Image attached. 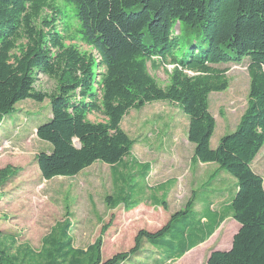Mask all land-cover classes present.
<instances>
[{
  "label": "trees",
  "instance_id": "obj_1",
  "mask_svg": "<svg viewBox=\"0 0 264 264\" xmlns=\"http://www.w3.org/2000/svg\"><path fill=\"white\" fill-rule=\"evenodd\" d=\"M53 1L0 0V124L20 101L48 100L50 118L35 132L51 146L49 153L35 158L42 179L75 177L99 162L111 168L113 185H122L117 184L116 197H106V202L112 208H136L139 201L130 200L125 186L130 171L125 159L133 141L120 124L129 111L147 104L174 105L188 121L191 163L216 164L217 172H226L236 182L228 215L238 229L230 248L211 252L206 264H264V187L251 168L264 145V0H58L73 10L80 39L94 56L63 45L55 25L63 15ZM44 10L54 15L44 18L39 30L36 22ZM244 59L249 78L246 108L235 130L211 149L215 121L208 98L228 87L226 71L214 66ZM147 64L152 70L171 67L166 86L156 83ZM40 75L54 82L52 92L35 90ZM90 114L105 121L92 123L87 120ZM142 166L146 178L148 167ZM9 173V168L0 170V184ZM193 200L191 194L186 208L166 225L155 232L139 231L128 252L105 261L100 239L85 250L74 249L69 237L62 243L50 240L52 231L40 251L33 252L16 248V240L4 239L0 232V264H28V254L43 256L39 264H123L140 253L144 243L164 249L163 254L155 249L156 262L170 263L206 242L224 221L215 219L196 242L174 250L167 235L178 216H187ZM207 224L202 216L199 225ZM67 225L63 233L69 232Z\"/></svg>",
  "mask_w": 264,
  "mask_h": 264
},
{
  "label": "rangeland",
  "instance_id": "obj_2",
  "mask_svg": "<svg viewBox=\"0 0 264 264\" xmlns=\"http://www.w3.org/2000/svg\"><path fill=\"white\" fill-rule=\"evenodd\" d=\"M51 5L63 15L55 23L65 39L63 45L94 56V51L80 39L79 22L71 7L66 8L58 0ZM53 15L50 10H44L36 28L43 29V19L50 20ZM247 66V59L240 64L214 66L226 71L228 87L223 92L211 93L208 98L209 112L215 121L211 149L216 148L221 137L235 130L243 115L249 88ZM147 70L160 87L167 85L166 71L170 72L171 67L166 71L152 70L147 64ZM54 86L52 80L40 75L35 90L50 93ZM49 118L47 99L42 103L26 99L18 102L0 124V170H10L7 180L0 184V232L4 239L14 238L16 248L39 252L43 238L55 231L50 240L62 243L69 237L74 249L85 250L100 239L105 261L128 252L139 231L155 232L166 225L174 213L186 208L191 194L194 200L187 216H178L167 235L174 250L196 242L219 218L224 221L212 236L213 247L224 251L230 245L237 230V224L228 215V205L236 191L235 179L226 172H217L216 164L191 163L194 147L186 137L188 121L176 106L154 102L129 111L122 119L120 128L133 141L130 155L125 159L130 168L125 186L130 200L139 201L129 211L123 205L112 208L106 202V197H116L117 184L122 185L120 181L113 185L112 170L105 164L96 162L75 177L42 179L35 158L40 152L49 153L51 146L39 140L35 131ZM87 120L105 121L99 114H90ZM142 165L148 167L146 178L141 175L145 171ZM251 168L262 178L264 187V145ZM12 171L16 174L12 175ZM134 172L140 175H133ZM202 216L208 220L205 227L199 225ZM64 223H68L69 232L63 233ZM212 242L170 263L156 262L159 258L155 249L161 254L164 249L144 243L141 252L123 264H206ZM28 257V264L43 260L40 255L28 254Z\"/></svg>",
  "mask_w": 264,
  "mask_h": 264
},
{
  "label": "crops",
  "instance_id": "obj_3",
  "mask_svg": "<svg viewBox=\"0 0 264 264\" xmlns=\"http://www.w3.org/2000/svg\"><path fill=\"white\" fill-rule=\"evenodd\" d=\"M237 229H238V226L236 227ZM237 231V230H236ZM215 233V232H214ZM214 235V234H213ZM212 235V236H213ZM234 235V234H233ZM212 236L206 241V242H204L203 244H200V245H198L197 247H202L203 245H205L206 243H208V242H212L211 243V247H213V243H214V240H212ZM231 244V243H230ZM197 247H195V248H193L192 250H190L188 253H186L182 258H184L186 255H188V254H191L192 253V251L194 252L195 250H196V248ZM204 247V246H203ZM230 248V245L226 248V250H228ZM219 249H221V247H216V246H214L213 248H212V250H210V252H209V254L212 252V251H214V250H219ZM226 250H224V251H226ZM209 256V255H208ZM208 256H207V258H208ZM182 258H180V259H182ZM207 258H206V260H207ZM179 259V260H180Z\"/></svg>",
  "mask_w": 264,
  "mask_h": 264
},
{
  "label": "water",
  "instance_id": "obj_4",
  "mask_svg": "<svg viewBox=\"0 0 264 264\" xmlns=\"http://www.w3.org/2000/svg\"><path fill=\"white\" fill-rule=\"evenodd\" d=\"M36 132V131H35ZM76 146L78 147L79 146V143L78 142H76ZM214 251H223V250H214ZM214 251H212V252H214Z\"/></svg>",
  "mask_w": 264,
  "mask_h": 264
}]
</instances>
